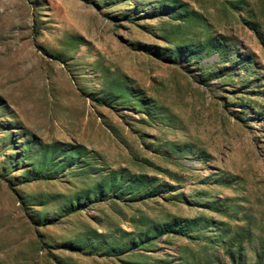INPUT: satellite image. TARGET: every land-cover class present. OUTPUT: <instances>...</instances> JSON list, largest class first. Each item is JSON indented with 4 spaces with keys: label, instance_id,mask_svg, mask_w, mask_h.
Segmentation results:
<instances>
[{
    "label": "rangeland",
    "instance_id": "374dc122",
    "mask_svg": "<svg viewBox=\"0 0 264 264\" xmlns=\"http://www.w3.org/2000/svg\"><path fill=\"white\" fill-rule=\"evenodd\" d=\"M0 264H264V0H0Z\"/></svg>",
    "mask_w": 264,
    "mask_h": 264
},
{
    "label": "trees",
    "instance_id": "16d2710c",
    "mask_svg": "<svg viewBox=\"0 0 264 264\" xmlns=\"http://www.w3.org/2000/svg\"><path fill=\"white\" fill-rule=\"evenodd\" d=\"M51 256H53V255H51Z\"/></svg>",
    "mask_w": 264,
    "mask_h": 264
}]
</instances>
